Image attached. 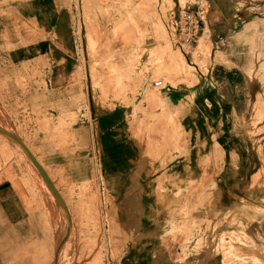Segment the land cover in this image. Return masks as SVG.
I'll list each match as a JSON object with an SVG mask.
<instances>
[{"label": "crops", "instance_id": "crops-1", "mask_svg": "<svg viewBox=\"0 0 264 264\" xmlns=\"http://www.w3.org/2000/svg\"><path fill=\"white\" fill-rule=\"evenodd\" d=\"M225 2L233 5L230 0H206L204 28L209 32L210 40L205 43L208 57L217 61L209 64L207 74L199 77L197 87L182 90L178 86L172 88L166 85V89L158 93V100L147 101L146 96L154 87L153 82L144 81L133 95H128L130 103L124 105L102 104L101 95L96 90L92 94L90 80L80 77L78 55L85 52V41L78 2L0 0V46L6 49L0 54L5 55L7 60L5 65L0 62V66H6L11 73L21 63L36 62V69L41 74L36 75L30 86L40 88H34L35 93L32 89L31 100L45 98L41 103L46 106L53 107L54 102L58 108L61 107V110L56 109L57 112L54 109V115L47 109L48 116H56L60 111L69 116L73 113L76 118L71 126L62 129L64 145L61 146L57 138L51 140L47 135L42 137L37 133V139L30 147L32 150L42 149L34 155L41 158L48 175L63 168L66 175L61 177L68 189L59 190L70 204L67 193L77 190L75 185L81 179L91 181L78 193V201L80 203L83 199L84 190L88 193L90 204V198L96 197L99 207L106 208H99L101 221H105L107 230L109 224L113 226L114 239H117L115 205L109 211L113 217L108 220L106 200L111 198L116 202L112 192H118L114 188L109 193L102 164H109L110 169L115 170L120 162L127 167L122 197L128 200H123V207L127 208V212L128 208H132L129 209L131 221H126L124 228H142L145 218L156 223V193L152 186H142L143 190L137 198H133L138 188L131 175L135 161H138L143 165L141 169L144 173L148 172L141 175L142 185L145 181L153 183L152 169L159 165L154 161H167L163 165L166 167L162 178L167 182L163 198H173L177 205L173 210L167 207L161 211L163 220L159 222V227L153 228L165 229L166 232L164 236L158 233L154 238L152 255H145L142 259L145 264H219V261L224 264L225 257H234L226 251L237 245L236 238L242 245L260 250L264 248V186L261 185L264 179L258 173L261 161H264V130L256 121L257 100L261 93L257 83V54L251 52L240 39L246 33L243 28L257 18L249 17L245 12L247 8L238 11H234L233 7L226 8ZM252 5L249 1L243 3L244 7ZM178 12L175 9L171 14H165V18L173 22ZM159 20L162 22V18L159 17ZM7 46L11 48L7 49ZM249 71L252 73L249 74ZM76 73L78 77L71 76ZM15 80L14 77H0V85L3 82L2 85L9 87L12 98L16 96L12 87ZM74 101L77 104L71 107ZM35 103L38 105V102ZM155 106L161 107V110ZM139 107L144 110L143 117L148 118V124L152 123L151 118L163 119L164 125L151 126V129L157 128L158 140L148 135L150 127L147 129L144 125L141 131L139 125L129 124L128 118L133 122L137 117L134 110ZM7 128L0 129V132L17 139L13 135L18 133L16 128L13 125ZM141 133L147 137L142 141L139 140ZM65 161H76L78 171L64 167ZM213 161H220L221 174L216 181L222 182L223 189L217 195L209 194L210 189L204 190L200 194L203 201L198 204L194 201L198 193L193 187L195 184L205 186L204 183L217 172L220 166L217 170L212 168ZM11 163L0 167V264H49L57 242L59 223L46 221V213L56 218L58 211L56 207L48 206L46 212L40 203L41 196H45L42 187L31 179L26 184L22 183L21 178L25 174L22 162ZM205 163L207 165L202 167L200 175L198 166ZM187 184L184 191L182 188ZM92 191L95 192L90 193ZM204 192L207 194L202 196ZM145 198L147 202L144 204ZM57 199L68 219L63 202L60 204V198ZM77 208L72 206V213L77 209V214H84L83 205L78 204ZM212 209L228 214L229 226L234 229L215 232L218 223L226 220L223 218H218L212 227H208L212 241L210 250L216 257L198 251V246L202 244L198 230L206 227L205 220L210 217L208 213ZM185 210L189 213L188 217L181 215ZM169 213L177 215V218L170 217ZM133 215L135 221L132 220ZM127 217L124 219L127 220ZM147 229H150V224H147ZM167 239L184 240L178 247L179 252L168 249ZM65 250L63 259L67 254Z\"/></svg>", "mask_w": 264, "mask_h": 264}, {"label": "rangeland", "instance_id": "rangeland-1", "mask_svg": "<svg viewBox=\"0 0 264 264\" xmlns=\"http://www.w3.org/2000/svg\"><path fill=\"white\" fill-rule=\"evenodd\" d=\"M230 1L233 5L225 2L226 8L233 7L234 11L247 8L245 12L249 14V17L251 15V17L254 16L257 18L252 21L253 23H250V26L246 25L243 28L246 32L245 36L239 37L249 47L251 52L257 54V83H259L261 93L257 100L256 121L257 124L263 126L261 130H264V0ZM247 1L253 5L244 7L243 3ZM256 1L257 3L254 5ZM77 2L83 19V40L85 41V52L78 55L80 77L90 80L92 94L96 90L101 95L102 104L111 102L125 105L130 103L127 98L128 95H133L138 85L144 81L151 83L155 81L161 82L160 87H154L148 92L146 96L147 101L153 99L158 100V93L165 90L166 85L172 88L178 86L182 90H193L199 84V77H204L207 74L206 71L208 70L209 64L217 61L208 57L209 50L205 42L210 39L208 38L209 32L206 28L203 27L201 29L198 35L199 39L197 38L196 44L194 45L195 47L193 46L188 53L176 46L174 38V24L176 20L170 22L169 19L165 18V14H171L175 9H178L179 12L186 8L192 11L196 9V6L202 9L205 15L207 12L206 0H74V3ZM191 5H193V8L189 7ZM159 17L162 18V22H160ZM213 17L215 19L216 15ZM10 48L11 46H7V49ZM2 50L5 51L6 49L0 46V51ZM195 51H198V54ZM0 62L3 65L7 63L5 55L0 54ZM0 69L1 78L7 79L14 77L16 79L14 86H12L16 92L14 98L9 95V87L2 85L3 82L0 85V129L6 130L4 127L7 128L13 125L18 131V133L13 134L17 139L11 134L0 132V167L6 163L22 162V170L25 173L21 178L22 183L26 184L27 180L31 179L36 185L42 187L45 196H41L40 203L46 212L48 206L56 207L58 217L53 218L46 213V221L59 223V228L57 227L59 229L58 237L55 240L57 242L49 264H54V258L58 252H60L58 255V264H145V262H142V259L145 255H152L154 238L158 233H162L164 236L166 232L165 229L153 228L159 227V222L163 220L161 211L167 209V207L173 210L177 205L173 198H167V200L163 198V190L167 183L162 178L166 167L163 165L167 161H154V163L157 162L159 165H156L152 169L154 173H152L153 176L151 177L153 183L144 180L143 185L141 175H147L148 172L144 173V170L141 169L143 165L135 161L136 166L133 168L131 179L137 185L138 191L133 195V198H137V195L143 190L142 186L147 188L149 185L152 186V190L156 193L154 210L157 211V218L156 223L145 218L143 219L144 225L142 224L143 229L138 228L133 230L124 228L126 221H131L130 208H128L127 212V208L123 207V200L128 199H123L122 197L123 190H125L126 186L124 175H126L127 167L119 162L114 170L113 168L110 169L109 164H102L103 175L106 178L109 193L111 194V190L114 191V188L118 192V194L115 191L112 192V195H115L116 202L111 200V198L106 200V217L108 220L113 217L109 211L111 206L115 205L117 239H114L115 230L113 226L109 224L107 230L106 224H104L105 221H101L102 215L99 208L101 210H105L106 208L104 206L99 207L98 199L91 197L90 202L92 204H90L89 199H87L88 193L84 190L83 199H80V203L78 201V193L86 185H89L91 181L81 179L82 181L75 185L77 190L73 192L70 190L67 193V196L68 194L70 195V204L59 190L68 189L66 187L67 184L62 179L63 175H66L63 168L48 175L41 163V158H37L34 155L37 151L42 152V149L39 148L41 151L39 149H30L31 143H35L37 139V133L41 134L39 136L42 137L47 135L51 140L57 138V142L61 146L64 145L65 135L62 134V129L68 125L71 126L76 120L74 114L70 113L72 115L69 116V114L58 111V115L48 116L46 114L47 109L54 115V109L57 112L56 109L61 110V107L58 108L54 102L53 107L51 105L50 107L46 106L44 102L41 103L45 98H34L31 100L30 96L35 93L34 88H40L39 86H30L31 81L35 80L36 75L39 76L41 74L40 70L36 69V62L21 63L11 73L6 70V66H0ZM248 73L251 74L252 71ZM71 76L78 77L79 75L76 73ZM31 91L33 92L32 94H30ZM75 100L77 101V99ZM35 102H38V105ZM76 104L77 102L74 101V105L71 107L76 106ZM154 108L161 110L159 106H155ZM143 111L141 107L134 110L135 116L137 117H134L133 122L131 119L129 121L128 118L129 124L135 123L134 125H139L141 131H143L144 125L145 127L147 126V129H149L148 127L151 129L153 125L155 127L157 125H164L163 119H157L156 117L151 118L152 123L150 122L151 124H148L146 121L148 118L143 117ZM156 129H151L148 135L151 137L154 136L158 140L160 135L158 132H155L157 131ZM139 137V140L142 141L146 135ZM20 153L22 154L21 156ZM215 158L217 160V156ZM73 162L65 161L63 166H69L73 170L78 171L77 162ZM261 162L262 164L259 167L258 173H261L264 179V173L261 171H264V161ZM217 163L218 161H213L212 165L209 163L216 170L217 166L220 167L204 183L205 186L202 187L200 184H195V187H193L198 193L194 198V201L198 204H201L203 201L200 194L204 190L210 189L208 191L209 194L217 195L223 189L222 182L216 181L217 177L221 174L220 161ZM206 165V163L202 166L199 164L200 175L202 174V167ZM261 185L264 186V181L261 182ZM187 186L188 184L183 186L182 189L186 191ZM176 190L179 192L178 189ZM177 191H175V195L178 194ZM93 192L95 191L90 193ZM206 194L204 192L202 196ZM161 195L162 197H160ZM58 197L61 199H59L60 204L62 202L64 204V209L67 211L66 215L69 217L68 219L64 215L63 209L58 205ZM145 202H147L146 198L144 204ZM78 204L83 205L84 214H77L79 213L77 211ZM72 206L73 209L77 208L76 212L72 213ZM168 215L172 218H177V215L172 213ZM181 215L182 217H188L189 213L185 210L181 212ZM208 215L210 217L205 220L207 223L206 227L198 230V236L202 243L198 246V251L214 255L210 250L212 241L209 228L212 227L218 218H223L226 220L218 223L215 232H219L220 230L231 231L234 229H231L229 226L228 214L212 209ZM126 216H129L127 220L124 219ZM132 220H134V215ZM147 224H150V229H147ZM104 225L105 228H103ZM174 231L176 232L175 229ZM183 242L184 240L181 242L179 240L173 241L167 239L166 244L169 250L179 252L178 247ZM236 242L237 245L235 247L226 251L227 253L234 254V257H225L224 264H264V248L260 250L258 247L242 245L239 243L238 238H236ZM64 250L67 254L63 259Z\"/></svg>", "mask_w": 264, "mask_h": 264}, {"label": "built area", "instance_id": "built-area-1", "mask_svg": "<svg viewBox=\"0 0 264 264\" xmlns=\"http://www.w3.org/2000/svg\"><path fill=\"white\" fill-rule=\"evenodd\" d=\"M195 8L192 11L186 8L179 12L174 24L176 46L188 53L196 44L198 35L204 27L205 22V15L202 9L197 6ZM153 87H160V82H153Z\"/></svg>", "mask_w": 264, "mask_h": 264}, {"label": "bare ground", "instance_id": "bare-ground-1", "mask_svg": "<svg viewBox=\"0 0 264 264\" xmlns=\"http://www.w3.org/2000/svg\"><path fill=\"white\" fill-rule=\"evenodd\" d=\"M181 1H182V0H181ZM198 39H199V38H198ZM194 47H195V46H194ZM195 52H196V51H195ZM197 52H198V51H197ZM197 52H196V53H197ZM197 54H198V53H197ZM65 240H66V239H65ZM63 242H64V240H63ZM59 254H60V252H58V254L55 256L54 259H55L56 261L54 260V264H58V261H59V256H58V255H59Z\"/></svg>", "mask_w": 264, "mask_h": 264}]
</instances>
